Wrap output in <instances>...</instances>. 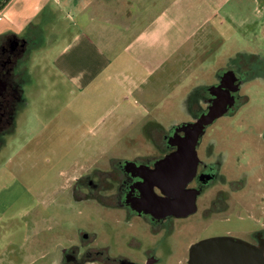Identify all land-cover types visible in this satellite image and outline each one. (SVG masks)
Masks as SVG:
<instances>
[{"label":"rangeland","instance_id":"rangeland-1","mask_svg":"<svg viewBox=\"0 0 264 264\" xmlns=\"http://www.w3.org/2000/svg\"><path fill=\"white\" fill-rule=\"evenodd\" d=\"M150 10L163 13L159 21L162 41L134 42L125 50L146 61L142 66L136 59L131 69L149 72L144 73L147 84L142 85V93L135 91L129 97L124 92L117 97L132 107L134 124L127 128L128 135L117 137L116 142L101 141L100 159L87 157L100 145L95 143L94 133L104 128L93 123L97 115L114 107L116 97L81 96L57 76L35 79L29 96L30 117L13 127L9 116L16 101L12 96L13 103L0 125V264H112L106 255L121 253L134 258L148 250L158 258L155 264H189L190 243L228 234L247 237L262 227L258 209L240 201L241 195L246 199L255 193L249 185L227 191L228 208L217 218L203 220L191 215L160 230L151 229L143 218L117 221L114 210L86 197L79 201L73 197L74 178L83 171L94 166L104 175L112 156L132 157L158 149L155 141L159 136L153 140V135L161 128L154 123L161 120L168 127L174 117L170 105L156 109L151 101L165 99L170 91L165 83L178 88L176 93L180 92L183 102L175 115L185 121L190 115L189 103L199 99L196 93L206 83L209 68L254 49L264 54V0H159ZM6 58L8 63L0 67L6 78L14 66L16 70L25 66L14 55ZM123 67L126 65L119 70ZM35 68L31 61L33 72ZM8 81L0 77V83ZM247 92L249 102L228 118L229 125L215 128L218 145L213 148L236 160L245 172V181L259 169L254 156H264V78L250 84ZM90 105L96 108L90 109ZM239 156L242 159L238 161L235 158ZM258 195V206L264 209V190ZM123 233L129 236L127 243ZM133 237L141 239L140 247L135 246ZM115 241L121 242L118 249ZM98 249L106 251L98 256Z\"/></svg>","mask_w":264,"mask_h":264},{"label":"flooded vegetation","instance_id":"flooded-vegetation-1","mask_svg":"<svg viewBox=\"0 0 264 264\" xmlns=\"http://www.w3.org/2000/svg\"><path fill=\"white\" fill-rule=\"evenodd\" d=\"M238 56V59L215 66L213 70L209 68L206 83L196 93L199 99L194 101L190 98L189 118L185 121L180 118L175 124L168 122V127H162L157 134L159 139L155 141L157 150L132 157L112 156L108 158L110 168L104 175L94 166L93 170L83 171L74 178L71 186L73 197L78 201L86 197L102 208L114 210L117 221L143 218L151 229L160 230L171 227L176 219L191 215L203 220L217 218L228 208L227 191L242 190L249 185V190H255V193L252 192L246 199L241 195L240 201L246 200L248 208L258 209L263 220L262 227L247 237L232 234L216 236L228 238L243 248L209 247L205 251L206 264H260L258 255L264 253V209L258 206V194L259 190H264V156H258V159L254 156L259 169L253 178L245 181V172L240 165H236V160L224 155V151L213 149L215 144L218 145L215 131L229 125L228 118L236 115L249 102L248 86L258 84L264 78V54L260 50L254 49ZM4 79L9 81L6 85L0 83V125L13 103L12 96L17 101L11 87L17 77L10 73ZM9 117L12 120L13 112ZM235 159L239 161L242 157ZM122 237L126 243L129 241L127 234L123 233ZM133 239L135 246L140 247L141 239ZM201 240L190 243L189 252ZM114 243L118 249L121 242ZM101 250L104 249L96 251L98 256L106 251ZM137 256L130 258L116 253L111 257L106 255V259L112 264H155L158 261L150 250ZM194 259L196 263L192 258L189 264H198V255Z\"/></svg>","mask_w":264,"mask_h":264},{"label":"crops","instance_id":"crops-1","mask_svg":"<svg viewBox=\"0 0 264 264\" xmlns=\"http://www.w3.org/2000/svg\"><path fill=\"white\" fill-rule=\"evenodd\" d=\"M158 1L9 0L2 6L0 67L8 63L6 57L10 55H14L17 62L25 64L21 70H16L14 66L12 73L10 72L17 77L13 87L17 96L12 118L13 127L20 124L22 119L30 117L29 96L33 94L35 87L32 81L57 76L66 81L71 90L77 89L81 96H100V99L113 96L117 99L114 107L97 115L93 123L94 126L104 128L94 133V141L100 145L96 146L98 148L94 150L95 153L88 155V158L98 160L102 157L103 139L104 142L112 144L118 140L117 137L120 139L121 136L128 135L127 128L134 124L133 110L130 105L124 104L126 99L117 97L124 92H128L129 97L135 91L142 93V85L147 84L145 74L149 72L140 68L132 70L136 59L142 66L146 61L140 59L138 54H130L125 50L128 47L131 49L134 42L162 41L159 21L163 13L150 10V6L157 5ZM150 15L153 17L150 18ZM175 49L176 46L173 52ZM31 61L36 64L34 72ZM124 65L126 67L119 70ZM35 72L39 74L35 76ZM165 84L170 87L165 99L152 98L151 101L156 109L166 103L170 105L174 117L169 122L175 124L180 120L175 114L182 109L183 100L180 92L176 93L177 87L172 88L171 82ZM143 103L146 105L148 102ZM91 108L96 106L90 105ZM157 121L155 126H165L161 120ZM156 138L153 135V140Z\"/></svg>","mask_w":264,"mask_h":264},{"label":"water","instance_id":"water-1","mask_svg":"<svg viewBox=\"0 0 264 264\" xmlns=\"http://www.w3.org/2000/svg\"><path fill=\"white\" fill-rule=\"evenodd\" d=\"M221 247V248H227L229 247L231 248H243L242 245L237 244L232 242L231 240H229L228 238H221V237H216V238H207L204 240L199 241L198 243L193 245V250H191L190 252V257L189 259L191 260L193 258V260L196 263V259H194V257H196L198 255L199 260H198V264H206V260H207V253H205V251L209 248V247ZM259 258L260 264H264V253H259ZM189 260V261H190Z\"/></svg>","mask_w":264,"mask_h":264},{"label":"trees","instance_id":"trees-1","mask_svg":"<svg viewBox=\"0 0 264 264\" xmlns=\"http://www.w3.org/2000/svg\"><path fill=\"white\" fill-rule=\"evenodd\" d=\"M9 0H0L1 7L4 6Z\"/></svg>","mask_w":264,"mask_h":264},{"label":"built area","instance_id":"built-area-1","mask_svg":"<svg viewBox=\"0 0 264 264\" xmlns=\"http://www.w3.org/2000/svg\"><path fill=\"white\" fill-rule=\"evenodd\" d=\"M0 8H1V5H0Z\"/></svg>","mask_w":264,"mask_h":264}]
</instances>
